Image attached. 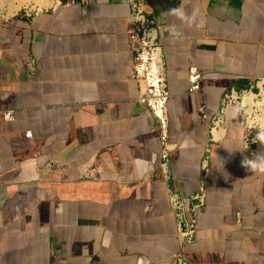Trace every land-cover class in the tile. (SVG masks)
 <instances>
[{"label":"crops","instance_id":"crops-1","mask_svg":"<svg viewBox=\"0 0 264 264\" xmlns=\"http://www.w3.org/2000/svg\"><path fill=\"white\" fill-rule=\"evenodd\" d=\"M145 10L171 95L167 158L131 78L128 0L0 16V264H264V173L241 166L264 146H245L236 105L213 123L230 89L264 78V0ZM202 191L185 245L170 196Z\"/></svg>","mask_w":264,"mask_h":264},{"label":"built area","instance_id":"built-area-1","mask_svg":"<svg viewBox=\"0 0 264 264\" xmlns=\"http://www.w3.org/2000/svg\"><path fill=\"white\" fill-rule=\"evenodd\" d=\"M132 31L129 34L130 50L133 55L131 78L140 87L139 104L150 112L158 122L160 139L165 145L163 158L168 157L166 143L169 140L168 103L170 93L166 77V62L158 29L154 19L145 10V0H128ZM203 74L197 67L189 69L188 81L191 93L202 89ZM236 105L239 109V124L245 130V146L251 148L258 131L264 127V78L256 79L248 88L230 89L223 98V107L219 116L214 118V125L224 123L227 107ZM9 119L13 118L8 114ZM27 136H31L28 132ZM204 193L190 198L175 193L170 196V203L177 219L179 233L185 245L192 243L196 235V213L204 205ZM190 205L192 213L189 214ZM194 215V216H193ZM173 264H188L184 254L177 255Z\"/></svg>","mask_w":264,"mask_h":264},{"label":"clouds","instance_id":"clouds-1","mask_svg":"<svg viewBox=\"0 0 264 264\" xmlns=\"http://www.w3.org/2000/svg\"><path fill=\"white\" fill-rule=\"evenodd\" d=\"M253 142H259L261 146H264V127L258 131ZM253 156L255 157L254 159L245 156L241 161V166L249 169L251 172L264 173V153H255Z\"/></svg>","mask_w":264,"mask_h":264},{"label":"rangeland","instance_id":"rangeland-1","mask_svg":"<svg viewBox=\"0 0 264 264\" xmlns=\"http://www.w3.org/2000/svg\"><path fill=\"white\" fill-rule=\"evenodd\" d=\"M13 1L14 0H0V16H1L3 21L6 19V17L9 18L10 20H12V19L15 20V19L21 18L26 12H31V10L36 12L38 9H43V8L36 6V5H34L35 7L34 6H27L25 8H22L21 10H19L15 15H12L9 17L8 16L9 15L8 12L10 11L9 9H11V7L14 4L16 5V3H17L16 1L15 2H13ZM51 3L53 4V0H51ZM29 9H31V10H29ZM9 19L8 20L6 19V21H9Z\"/></svg>","mask_w":264,"mask_h":264},{"label":"bare ground","instance_id":"bare-ground-1","mask_svg":"<svg viewBox=\"0 0 264 264\" xmlns=\"http://www.w3.org/2000/svg\"><path fill=\"white\" fill-rule=\"evenodd\" d=\"M17 2L16 5L14 4L11 9H9L10 11L9 13V17L12 15H15L19 10H21L22 8H25L27 6H39L41 8H47L52 6L51 0H14L13 2ZM13 4V3H12ZM35 7V6H34Z\"/></svg>","mask_w":264,"mask_h":264}]
</instances>
